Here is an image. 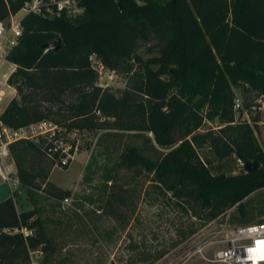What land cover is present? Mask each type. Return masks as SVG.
<instances>
[{
    "label": "trees",
    "instance_id": "1",
    "mask_svg": "<svg viewBox=\"0 0 264 264\" xmlns=\"http://www.w3.org/2000/svg\"><path fill=\"white\" fill-rule=\"evenodd\" d=\"M24 1L0 0V19ZM78 3L83 9L76 15L65 9L56 13L53 5L50 15L28 10L20 17L21 34L8 52L17 64L10 78L17 93L1 112L7 124L49 118L66 130L92 128L103 112L114 116L115 126L150 131L158 146H175L155 158L128 147L121 153L122 164L137 173L151 170L160 185L183 198L184 210L192 208L202 217L241 207L244 198L264 187V154L252 133L260 118L251 113L253 106L264 105L259 101L250 107L251 125L233 123L232 111L233 86L247 85L264 95V0ZM58 36L61 47H43ZM140 46L147 57L138 52ZM92 54L130 74L119 95L97 84ZM204 101L210 103L207 116L219 119L217 129L199 130L203 116L196 109ZM197 137L209 143L217 161L235 153L243 161L255 159L258 166L225 173L218 165L220 171L212 173L198 161L192 145ZM53 146L45 137L11 143L27 195L34 189L56 199L70 195L69 188L49 181L53 165L66 169L69 164ZM14 196L0 200V264H31V251L47 253L53 244L37 207L18 209Z\"/></svg>",
    "mask_w": 264,
    "mask_h": 264
},
{
    "label": "rangeland",
    "instance_id": "2",
    "mask_svg": "<svg viewBox=\"0 0 264 264\" xmlns=\"http://www.w3.org/2000/svg\"><path fill=\"white\" fill-rule=\"evenodd\" d=\"M25 1L19 10L5 18L7 22L28 11L24 8ZM27 1L33 3V0ZM188 3L191 5L190 1ZM51 11L48 13H54ZM138 52L148 56L145 46H140ZM90 58L97 70V84L119 95L128 85L130 74L105 66L95 54ZM6 69V65L1 67L2 71ZM5 91L9 94L0 102L1 109L17 93L12 84ZM232 91L233 123L246 121L251 125L250 107L259 101L264 105V95L247 85L233 86ZM261 109L257 106L251 109V113L260 118L258 129L252 128V133L264 154V107ZM196 110L203 116L199 130L219 127L217 117L207 116L209 102L204 101ZM98 114L95 127L68 131L64 141L72 154L68 167L53 165L48 175L49 181L70 189L67 202L39 189H34L30 195L22 187L15 192L18 209L37 207L46 235L53 244L52 251L47 253L31 251V264L218 263L208 258L224 246V239L232 228L264 222V187L244 198L241 207H228L214 218L199 216L192 208L184 210L183 198L160 185L151 170L143 168L137 173L121 161V153L131 146L155 158L175 145L160 147L152 132L118 127L113 124L111 114ZM192 145L200 165L207 166L212 173L220 171L218 165H222L221 171L225 173L237 172L244 166L242 158L235 153L217 161L212 147L202 138L193 139ZM8 195L9 188L0 183V200ZM195 207L200 208L198 204ZM198 246L202 247V253L194 250Z\"/></svg>",
    "mask_w": 264,
    "mask_h": 264
},
{
    "label": "built area",
    "instance_id": "3",
    "mask_svg": "<svg viewBox=\"0 0 264 264\" xmlns=\"http://www.w3.org/2000/svg\"><path fill=\"white\" fill-rule=\"evenodd\" d=\"M34 1L38 0H33V3L26 0L24 8L45 15L51 14L48 13L50 10L54 12L53 5L58 11L65 9L69 15L81 13L83 9L78 0H47L46 3ZM135 1L142 3L145 0ZM20 34V17L10 22L5 18L0 19V102L8 96L5 89L11 87L10 78L17 68V64L8 59V52L17 43ZM3 65L7 67L5 71L1 70ZM2 111L0 108V183L6 184L10 195L14 196L22 183L10 151L11 143L21 139L37 140L45 137L54 143L53 150H60L62 161L69 162L72 157L71 149L69 145L64 146L69 130L49 118L18 126L9 125L1 118ZM241 164L244 165V161ZM68 199L69 196H66L62 201L67 202ZM255 246H264V222L232 228L224 239V246L216 249L208 260L222 264H264V249L253 252L251 248ZM194 250L202 253V247L198 246Z\"/></svg>",
    "mask_w": 264,
    "mask_h": 264
},
{
    "label": "water",
    "instance_id": "4",
    "mask_svg": "<svg viewBox=\"0 0 264 264\" xmlns=\"http://www.w3.org/2000/svg\"><path fill=\"white\" fill-rule=\"evenodd\" d=\"M63 45V41L62 39L58 36V37H55L54 39L46 42L43 44V47H54L55 49H58L59 47H61ZM258 166V162L256 161H245L244 162V170L245 171H253L255 168H257Z\"/></svg>",
    "mask_w": 264,
    "mask_h": 264
},
{
    "label": "bare ground",
    "instance_id": "5",
    "mask_svg": "<svg viewBox=\"0 0 264 264\" xmlns=\"http://www.w3.org/2000/svg\"><path fill=\"white\" fill-rule=\"evenodd\" d=\"M262 249H264V246H255V247H253V248H251V250L253 251V252H258V251H263ZM263 255H264V253H263Z\"/></svg>",
    "mask_w": 264,
    "mask_h": 264
},
{
    "label": "crops",
    "instance_id": "6",
    "mask_svg": "<svg viewBox=\"0 0 264 264\" xmlns=\"http://www.w3.org/2000/svg\"><path fill=\"white\" fill-rule=\"evenodd\" d=\"M54 183H55V181H54ZM55 184H57V185H59V186L63 187V186H62V184H58V183H55ZM64 188H66V187H64Z\"/></svg>",
    "mask_w": 264,
    "mask_h": 264
},
{
    "label": "snow or ice",
    "instance_id": "7",
    "mask_svg": "<svg viewBox=\"0 0 264 264\" xmlns=\"http://www.w3.org/2000/svg\"><path fill=\"white\" fill-rule=\"evenodd\" d=\"M259 243V242H258Z\"/></svg>",
    "mask_w": 264,
    "mask_h": 264
}]
</instances>
